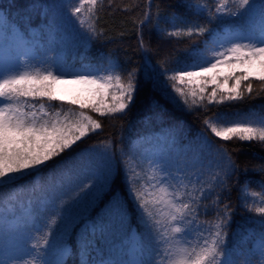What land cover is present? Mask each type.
Segmentation results:
<instances>
[{"label": "snow or ice", "instance_id": "1", "mask_svg": "<svg viewBox=\"0 0 264 264\" xmlns=\"http://www.w3.org/2000/svg\"><path fill=\"white\" fill-rule=\"evenodd\" d=\"M213 3L209 8L182 0L179 7L186 12L194 9L202 21L176 12H156L155 27L168 37L207 38L178 60L173 70L161 66L159 73H147L146 80L167 99L179 98L189 109H200L205 128L218 140L264 146V114L254 109L213 114L209 107L244 101L245 93L253 92L252 81L264 85V5L258 10L255 0ZM65 6L86 51L103 34L96 26L103 0H69ZM152 20L145 11L139 24ZM31 22L29 14L26 23ZM42 36L19 24L13 26L10 15L0 10V44L7 52L0 68V239L7 254L3 264H68L70 229L77 224L83 227L78 264H264V181L259 192L251 191L248 182L240 188L243 206L259 218L254 220L259 232L248 233L255 237L254 247L229 248L232 210L216 189L230 191L228 181L239 166L223 146L216 147L203 134L192 168L187 163L181 167L179 160L164 153H140L138 158L121 149L126 192L144 232L133 231L118 193L111 198L113 207L120 209L115 217L108 214L89 221V209L111 192L119 175L116 152L111 141L70 150L101 129L100 121L89 113L117 119L122 118L117 114H126L137 92V73L125 72L112 58L84 63L78 54L77 66L62 54L42 56ZM140 47L148 51L142 36ZM160 77L166 78L162 85ZM59 85L79 86L72 93L75 98L67 100L69 93ZM259 171L264 172V166ZM57 181L60 187L71 185L59 204L41 195L47 187L55 188ZM208 199L210 205L205 203ZM49 205L56 211L42 222ZM209 208L213 218L201 220Z\"/></svg>", "mask_w": 264, "mask_h": 264}, {"label": "trees", "instance_id": "2", "mask_svg": "<svg viewBox=\"0 0 264 264\" xmlns=\"http://www.w3.org/2000/svg\"><path fill=\"white\" fill-rule=\"evenodd\" d=\"M69 0H0V10L6 16L10 15V23L13 26L19 24L27 27L30 32L36 34L43 33L40 39V54L45 57L62 54L70 59V62H77V56L84 63H103L108 58L115 59L126 71L135 70L137 73L138 86L135 98L126 114H117L122 118L99 117L94 113H89L98 119L102 125L101 129L74 146L73 150L80 151L101 145L105 141H111L116 152V161L119 164V175L113 184L111 192L103 194L89 209V221L98 220L111 214L115 217L120 209L113 207L112 193H118L125 201L124 209L127 212L128 221L135 232H144L143 224L138 220L136 210L131 201V196L126 192L124 183V159L121 156V149L126 153H133L132 144L138 137L145 136L146 144L139 146L136 153L144 151L145 146L153 148V144L147 145V136H151L149 142H154L160 149H164L166 155L173 161L179 160L181 167L187 163L192 168L194 158L200 148L199 137L201 134L207 136L209 141L216 147L223 146L239 166L236 174L228 181L230 191L221 192L216 189L224 203H227L232 210V223L229 227L228 245L239 246L241 251L245 250L247 243L244 237L247 230L252 229L259 232V227L254 220H258L255 213H249L243 206L240 197V188L245 182L251 191L259 192V185L264 181V172L259 169L264 166V146L256 142L221 141L208 131L203 123L202 111L195 106L189 109L183 105L182 101L167 99L161 90L154 88L146 80V74L155 71L159 73L163 68L169 71L176 67V62L185 57V54L194 46H198L206 39L204 37L180 38L168 37L161 30L155 27V14L157 11L161 15L172 14L174 12L188 16L191 19H204L197 17L195 10L186 12L179 7L182 0H152L149 5L148 0H103V8L99 9L96 22L98 30L103 34L91 41L86 51L80 43L78 29L71 23V16L67 5ZM193 5L200 3L209 8L215 5L213 0H187ZM257 9L264 5V0H255ZM32 5H36V11L32 10ZM87 7V6H86ZM145 11H149L153 17L152 23L145 22L139 24L143 19ZM39 13V15H37ZM31 15V25L26 23V17ZM47 20V23H45ZM215 25H210L214 27ZM161 28H171L162 25ZM143 37L144 45L148 51L140 47V37ZM79 66V62H77ZM161 85L165 77H160ZM247 83V82H245ZM253 92L251 96L245 93V100L232 102L231 105H210L213 114L216 110L228 112H247L254 109L260 114H264V85L259 81H252ZM207 100V93L205 94ZM191 103V101H190ZM199 103V101H198ZM69 105L65 104L64 107ZM156 134L157 136L154 137ZM177 137V138H176ZM176 139V140H175ZM153 142V143H154ZM153 154V152L151 153ZM67 155V153H65ZM87 158L85 159V161ZM51 163V162H50ZM199 171V169H195ZM208 169H205V180ZM189 175L192 172L189 171ZM62 188L57 181L56 187H47L41 195L51 196L56 201L61 199ZM211 204V199L205 201ZM223 207V205H221ZM53 212L50 209L41 215V221L46 222ZM213 210L209 208L207 215H201V220H211ZM59 220L57 224H59ZM83 227L77 224L70 229V248L72 256L68 264H78L80 258L79 242ZM117 243L120 237H116ZM6 254L3 239H0V264H3V257ZM95 255V253H93Z\"/></svg>", "mask_w": 264, "mask_h": 264}, {"label": "rangeland", "instance_id": "3", "mask_svg": "<svg viewBox=\"0 0 264 264\" xmlns=\"http://www.w3.org/2000/svg\"><path fill=\"white\" fill-rule=\"evenodd\" d=\"M169 31H171V29L169 30ZM6 57H7V52H6V50H5V48H4V46L2 45V44H0V68H3V66H4V64H5V61H6ZM179 86V85H178ZM186 87V86H185ZM58 88L60 89V90H67V92L69 93V95H67L66 96V99L67 100H71V99H73V98H75L74 97V95L72 94V93H75V92H77L78 91V89H79V86H77V85H59L58 86ZM211 91V88H209V92ZM155 136L154 137H156L157 135L156 134H154ZM146 136V135H145ZM145 136H141V137H138V138H136L135 140H134V142H133V144H132V148H133V154H135L136 153V150H137V148H139V146L141 145V142H142V145H144V144H146V139H145ZM151 136H153V135H148L146 138H147V140H148V142H147V145H151V144H153V148H149L148 149V146H145L144 148V150H146L147 151V154H151L152 152H153V154H160V153H164V154H166V152H165V150L164 149H160L157 145H156V143L154 142V140H153V142L151 143V142H149L150 141V139L152 138ZM177 138V137H176ZM176 140V139H175ZM144 143V144H143ZM200 147H201V144L199 145ZM135 152V153H134ZM142 153H144V151H142ZM87 158V157H86ZM88 159V158H87ZM87 162V160L84 162V163H86ZM81 167H84V164L82 163L81 164ZM75 178V177H74ZM81 178H83V177H81ZM62 189V191H61V193H60V196H61V198L62 197H65V195L68 193V192H70V190H71V185H69L68 183H65L64 184V186L63 187H61ZM55 202H56V204H59V202H60V200H58V201H56L55 200ZM48 209H50L52 212H55L56 211V208H55V206L54 205H49L48 206ZM51 216H52V214H51ZM47 222V221H46ZM60 222V221H59ZM134 232H135V230H133ZM250 231H253L252 229H249V230H247V232H246V235H245V237H244V242L245 243H247L248 245H247V247H246V249L247 248H249V247H254V239H255V237H248V233L250 232ZM246 237H248V238H246ZM235 246H237V245H234V247ZM241 250V249H240ZM3 257V261L7 258V254H5L4 256H2Z\"/></svg>", "mask_w": 264, "mask_h": 264}]
</instances>
